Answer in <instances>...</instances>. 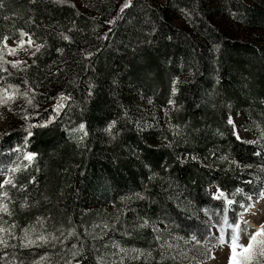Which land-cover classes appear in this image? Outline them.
Instances as JSON below:
<instances>
[{"label": "trees", "instance_id": "1", "mask_svg": "<svg viewBox=\"0 0 264 264\" xmlns=\"http://www.w3.org/2000/svg\"><path fill=\"white\" fill-rule=\"evenodd\" d=\"M84 1L94 13L71 0H2L0 42L23 32L41 47L21 74L5 78L23 93L27 124L0 137V164L16 147L34 159L0 185L10 229L0 243V264H186L180 257L191 259L195 249L165 248L164 239L201 241L209 225L200 217L203 209L236 223L258 191L264 41L225 35L212 15L264 30V0H216L213 8L204 0H167L193 33L171 24L150 0H127L123 12L125 1ZM180 74L187 77L171 93ZM124 77L137 94L168 110L163 143L150 144V132L141 133L126 116ZM233 112L245 115L255 142L235 137L228 123ZM209 185L224 198L212 197ZM132 195L126 218L104 235L106 246L85 233L91 215L85 202L99 196L118 206L119 198ZM35 225L43 227L44 243L20 241L21 229ZM59 230L68 235L60 246L59 239L51 242ZM115 240L141 253L112 259L108 242ZM251 264H264V256Z\"/></svg>", "mask_w": 264, "mask_h": 264}, {"label": "rangeland", "instance_id": "2", "mask_svg": "<svg viewBox=\"0 0 264 264\" xmlns=\"http://www.w3.org/2000/svg\"><path fill=\"white\" fill-rule=\"evenodd\" d=\"M75 6L80 8L83 12L94 13L95 11L90 8L89 2L84 0H71ZM127 2V0H121L120 2ZM150 2L156 3L165 9L167 18L171 24L179 29L192 32V28L186 23L184 18L172 11L167 6V0H150ZM204 2L210 6H216V0H204ZM212 21L215 26L229 37H236L241 39H258L264 41V30L247 28L246 26L235 24L225 15L213 13ZM29 39L31 42H29ZM35 43L32 41L30 36L25 33L14 39L6 36L0 42V63L2 70L0 71V137L6 135L12 130L24 127L27 124V116L25 114L26 101L23 97V93L18 94V88L16 89L14 84H11L5 80L6 77L10 75H19L23 70V66L30 62V59L35 51ZM15 65V66H14ZM186 74H180L174 76L171 81V93H174L175 85L180 82L183 78H186ZM120 84L124 90L121 91V101L125 108V114L129 120L135 125V127L141 133L149 134V143L152 145H157L163 143L165 140L163 135V129L168 127L167 121V111L154 100L137 94L133 89L134 85L129 82L127 78H122ZM56 85H53L49 90L52 91ZM48 101L49 98L46 97ZM54 102V101H53ZM45 102V104H52ZM169 102V106L171 107ZM56 103L52 104L54 108ZM231 120V123H229ZM228 123L231 125L235 137H239L240 140L247 142H255L257 137L253 130L249 128L247 124V119L243 113H232L228 119ZM24 125V126H23ZM172 129V126L169 130ZM154 136H153V135ZM164 138V139H163ZM2 141V138H0ZM1 145V144H0ZM11 151L12 155L9 161L0 164V185L11 178V175L15 172H19L21 169L32 164L34 159V154L27 151L26 149L15 148V152ZM31 154L33 159L31 161L26 159V156ZM256 185L258 186V191L256 194L249 197L248 203L241 207V210L236 216V223H233L228 219V216L222 218L218 212L213 213V216L209 215L208 209H203L200 217L205 220L209 225L208 229L204 235L205 238L201 241L195 238L191 239H164L165 248H175L178 245L182 247H192L195 249V254L189 260L186 256L180 257L181 262L186 264H191L196 260V264H229L231 259L232 264H251L253 261H259L261 252L264 251V245L260 243V236H257L256 241L253 242V246L249 250L240 247V245H247L251 234L256 233L261 225H264V170L256 177ZM208 191L210 195L214 198L221 199L224 198V194L215 185H209ZM236 192L230 193V196L236 194ZM91 195V194H90ZM89 193H86L84 198H90ZM134 195L128 196L126 198H119L118 206L116 204H111L108 198L95 197V200L87 201L83 204L85 208L91 211V215L88 219V231L85 233L89 235L90 238L96 241H102L104 245H107L106 240L103 241V237L111 229H113L118 222H121L122 218H126L128 215L127 211H124L125 207L129 204V201L134 199ZM132 198V199H131ZM229 197L226 198V207L231 210L232 203H228ZM233 201V200H231ZM1 204V200H0ZM118 208H117V207ZM93 210V211H92ZM211 214V213H210ZM217 218V220L215 219ZM7 222L5 221V215L0 205V240L4 241L5 236L10 234V229L5 226ZM239 224V229H235L234 225ZM42 226V223H38ZM41 226L31 228L21 229V234L19 236L20 241L25 244H29L28 241L42 242L40 237H43ZM59 226V225H58ZM234 235H238L237 246L233 252V246L231 244V238ZM223 238V242H222ZM57 244L64 245L68 240V235L59 230L57 234H53L51 242L58 240ZM161 242L162 240L159 239ZM1 243V242H0ZM111 255L109 256L113 259L118 257L123 260L127 257L138 255L141 253L140 250H136L133 247L125 248L120 245L116 240L109 241ZM52 245L51 247H55ZM58 246V245H57ZM185 253V252H184ZM101 260H107L104 256V249L100 252ZM207 254L208 257L201 258ZM109 257V258H110ZM42 258V256L38 257ZM46 255L44 256V259ZM110 258V259H111ZM36 260L32 264H36ZM23 264V262L21 263Z\"/></svg>", "mask_w": 264, "mask_h": 264}, {"label": "snow or ice", "instance_id": "3", "mask_svg": "<svg viewBox=\"0 0 264 264\" xmlns=\"http://www.w3.org/2000/svg\"><path fill=\"white\" fill-rule=\"evenodd\" d=\"M3 6H4V5H3V2H2V0H0V8H2ZM129 6H130V5L126 2V3L123 5V7L121 8L120 11L123 12L124 9L127 8V7H129ZM24 35H25V33L21 32V36H24ZM64 39H68V37L65 36ZM29 42H31L30 39H29ZM40 47H41V46H37L36 51H39V50H40ZM14 66H15V65H14ZM174 91H175V89H174ZM229 123H231V120H229ZM82 128H83V125H81V129H82ZM237 138L239 139V137H237ZM26 159L29 160V161H31V160L33 159V156H32L31 154H29L28 156H26ZM5 183H11V181H5ZM5 195H6V194H5ZM228 203L231 204V203H233V201L229 200ZM3 210L6 211L7 209L5 208V209H3ZM234 228L238 230V229H239V224L237 223L236 225H234ZM257 236H260V237L264 238V225H261L260 228H259V230H258L256 233L250 235L249 242H248L247 245H240V247L245 248V250H249V249H251L252 246H253V242L256 241V239H257ZM40 239L43 240L44 237H40ZM237 240H238V235H234V236L231 238V244H232V246H233V249H232L233 252H234L235 249H236V246H237ZM0 242H3V241L0 240ZM222 242H223V238H222ZM28 243L31 244V243H33V241H28ZM260 243H261L262 245H264V239H261ZM26 246H27V245H26ZM261 255H264V251L261 252ZM229 264H232L231 259L229 260Z\"/></svg>", "mask_w": 264, "mask_h": 264}]
</instances>
